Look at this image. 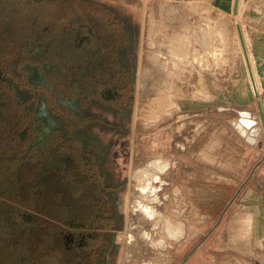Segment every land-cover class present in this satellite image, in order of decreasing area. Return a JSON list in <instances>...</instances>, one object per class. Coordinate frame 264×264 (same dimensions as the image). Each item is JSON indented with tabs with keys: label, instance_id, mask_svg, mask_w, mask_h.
<instances>
[{
	"label": "rangeland",
	"instance_id": "1",
	"mask_svg": "<svg viewBox=\"0 0 264 264\" xmlns=\"http://www.w3.org/2000/svg\"><path fill=\"white\" fill-rule=\"evenodd\" d=\"M22 1L49 3L55 17L66 10L75 13L78 6L114 10L134 33V45L123 50V60L135 85L131 104L123 111L91 99L78 116L81 124L75 127L71 123L74 116L59 106L54 95L58 68L65 85L63 95L75 98L81 93L73 84L77 62L71 60L75 48L67 44V27L49 24L32 39L28 58L35 50L40 51L39 64H48L42 69L47 85L29 82L28 71L22 70L16 57L0 56L2 77L24 90L21 93L17 89L25 96L26 112H34L46 124L42 127L45 133L37 131L32 144L33 133L27 132L29 143L24 154L20 150L23 157L19 165L7 174V168L0 164V264H12L17 250L6 246L22 245L24 219L35 217L62 228L55 243L63 248L64 255L67 253L68 263L72 262L69 254L78 247L71 243L67 249L62 230L66 234H96L90 238L89 247L81 250L83 258L94 254V264H264V121L258 104L264 113V60L260 67L256 58L257 48L264 56V0H240L236 16L232 0ZM176 15L183 24L181 38L173 31ZM167 17L170 25L173 23L171 39L164 23ZM236 20L244 26L254 61L257 94L247 75ZM182 48L188 54H183ZM153 55H157L154 61ZM31 64L27 61L25 65ZM228 67L235 70L232 80L219 84V74L227 76ZM81 71L84 77L85 70ZM159 82L173 85L175 99L168 115L152 119L148 116L149 100L156 97L154 86ZM4 98L0 95V119L5 117L0 123L1 137L3 129H12V124L4 123L8 118L5 104L1 105ZM244 118L252 119V124L247 126ZM18 132L19 128H14L16 144L21 142ZM74 143L75 150L68 154L65 144ZM35 146L41 148L39 155ZM3 154L6 160L13 155L9 150ZM249 157L253 162L248 163ZM98 170L108 174L111 187L106 192L95 184ZM2 171L9 186L2 179ZM145 177L150 181L144 184L156 192L153 196L149 190H139ZM138 185L141 187L137 189ZM137 195L150 205L153 215L137 210L136 205L133 208L137 212L130 208ZM155 202L159 204L156 207ZM96 211L106 217L105 221H86L88 226H82L83 215ZM138 215L145 216L146 222ZM170 227L178 233L171 235ZM143 230L147 239L142 238ZM129 232L133 242L128 241ZM140 240L143 243H138ZM31 249L34 252V247ZM20 258L21 264L25 263L22 255Z\"/></svg>",
	"mask_w": 264,
	"mask_h": 264
},
{
	"label": "flooded vegetation",
	"instance_id": "2",
	"mask_svg": "<svg viewBox=\"0 0 264 264\" xmlns=\"http://www.w3.org/2000/svg\"><path fill=\"white\" fill-rule=\"evenodd\" d=\"M87 8H90L94 13H91V15H89V13L88 15H84L86 19L82 17V14L77 15L74 13L64 26L65 28L67 27L69 33L67 44L75 48L71 55V60L77 62L74 63L75 69L72 72L74 76L76 75L78 77L73 79L74 88L78 87L81 93L75 98H72V96L65 97L63 95L65 85L60 81V68L56 70L58 80L54 87L55 101L58 102L60 107H65L66 110L74 116V120H72L71 123L75 127L81 124V119L78 116H80L82 110L91 99H96L104 105H109L117 112L123 111L131 104V97L135 85V80H133L130 68L123 60V50L134 45L133 31L124 24L122 19L117 17L114 10L109 8L105 9L106 7L102 10H97L92 5ZM97 15L102 19L101 21L95 18ZM88 16L90 17L88 18ZM103 22L105 26L110 27L105 28L102 25ZM39 52L38 49L35 50L32 56L31 61L34 64L25 65L27 61H24L22 56H18L17 60L22 65V70L26 69L28 71L29 82L47 85L44 80L42 69L48 67V64H39L41 58ZM57 55L62 56V52H58ZM79 62H81V64H78ZM23 63H25V66ZM81 70H85L84 77H82ZM17 89L20 91L21 87L11 85L2 77V72L0 71V95L7 98L8 93L11 92L13 95L12 100L14 101V103L9 104L6 100H3L1 104H5L7 108L8 118L4 123H7L8 126L12 124V129L11 127L6 130L3 129L5 134L1 133L3 135L2 137L0 136V158H2L0 159V164L5 169L7 168V174L9 173V169L13 168L16 164L19 165L22 161L21 158L23 156H20V152L23 151L24 154L29 143L28 139L25 138L27 132L31 130V133H33L32 139H30V144H32L35 142L37 131L45 133L42 127H46L45 123L35 117L34 112L33 114L30 111L26 112L25 96L21 94L24 90H21V93H19ZM17 97H20L21 101L16 100ZM9 107L12 109H9ZM4 118L5 117H2V120L0 119V123L3 122ZM52 120L55 121L53 118ZM17 127L19 128L18 137L21 139V142L16 144L14 139L17 138V136L14 133V128ZM9 138L12 140L11 145L9 144L11 141ZM75 145V143L74 145L65 144L64 148L68 149L67 153L69 154L72 149L75 150V147H73ZM33 148H36L37 155L41 153L40 147L35 146ZM7 150L12 152L13 155L6 160L3 152ZM96 173V178L94 179L95 184L98 185L103 192H106L107 188L109 186L111 187L109 178H106L108 174L103 170H98ZM4 175L5 173L2 171V179H4L3 181L9 186V179L4 178ZM111 196L115 197L113 194H111ZM105 197L106 196L103 197L101 195L98 196V198L101 199ZM83 219L85 223H83L82 226H88L90 221L96 222L99 219L102 220L99 222H104L106 217H104V215L102 216L99 211H96L91 215L84 214ZM110 220L113 222L112 219ZM71 225L73 226L72 223ZM62 234H64L66 238L65 246L67 249H69L71 243H73L72 246H76V249L78 247V249H80L79 251L89 247L88 243L90 238L96 236L95 233H87L86 231H71L66 234L62 230Z\"/></svg>",
	"mask_w": 264,
	"mask_h": 264
},
{
	"label": "trees",
	"instance_id": "3",
	"mask_svg": "<svg viewBox=\"0 0 264 264\" xmlns=\"http://www.w3.org/2000/svg\"><path fill=\"white\" fill-rule=\"evenodd\" d=\"M51 8L49 3L44 2H37L33 5L22 0H0V56L7 59L22 56L24 61H31L32 57L28 58V56L32 39L37 37L40 30L48 29L49 24L54 25L55 28H62L74 14L72 11L66 10L61 17H55V12ZM76 9L78 10L75 14L88 15L89 13L91 15L94 13L87 7L82 9L78 6ZM95 18L102 20L99 15ZM102 25L105 28L110 27L105 26L104 22ZM12 97V93L9 92L7 98L4 99L9 104L14 103ZM24 226L26 229L23 230L22 245L6 246L14 252L17 250L15 253L18 254V257L13 253L12 264H21V255L25 260L23 264H94L91 260L93 253L89 257L83 258V252L79 250H72V253L69 254L72 262L65 261L67 253L64 255L63 248L58 247L55 243L56 236L62 229L57 223L35 217L33 220L24 219ZM31 247H34V252Z\"/></svg>",
	"mask_w": 264,
	"mask_h": 264
},
{
	"label": "bare ground",
	"instance_id": "4",
	"mask_svg": "<svg viewBox=\"0 0 264 264\" xmlns=\"http://www.w3.org/2000/svg\"><path fill=\"white\" fill-rule=\"evenodd\" d=\"M239 1V0H238ZM234 2H235V0H234ZM238 5V4H237ZM237 10H238V8H237ZM234 12H235V7H234ZM235 13H237V12H235ZM236 23H238V21L236 20ZM239 26H240V24H238V34H239V39H240V41L242 42V46H243V50L245 49V47H244V45L246 46V49H247V45H246V41H245V35L243 34V26L241 27L240 26V28H239ZM242 32V38H243V41H244V43H243V41H242V39H241V33ZM183 49V48H182ZM184 50V49H183ZM183 52V51H182ZM188 52L189 51H187V50H184V53L183 54H188ZM247 53H248V58L250 59V64H251V67H252V73L250 72V69H249V63H248V59H246V56H245V51H244V53H243V59H244V62H245V65H246V68H247V74H248V76H249V74H250V76L252 77V78H254L255 77V72H254V61H253V59H252V56H251V53H250V51H248V49H247ZM157 56V55H156ZM155 56V58H154V55H153V58L151 57V59H152V61H154V60H156L157 59V57ZM196 57V56H195ZM194 57V58H195ZM154 59V60H153ZM254 74V75H253ZM147 76V74L144 76V77H146ZM254 76V77H253ZM255 81H256V83H255V81H253V84H254V86H253V88L255 89V85L257 84V86H258V81H257V78L255 77V79H254ZM154 88L156 89V91L158 92L157 93V95H156V97L155 98H152V99H150L149 100V106H150V109H151V111H150V114L148 115V116H150V118H152V119H155V118H160V116H166V115H168V108L170 107H172L173 106V104H174V95H173V93H172V89H173V85H171L170 83H167V82H159V84H157L156 86H154ZM253 89V90H254ZM155 91V90H154ZM155 93V92H154ZM147 110H148V108H147ZM146 112V111H145ZM146 115L148 114V113H145ZM248 114V113H247ZM247 116V115H246ZM147 117V116H146ZM249 118V117H248ZM251 118V117H250ZM145 119V118H144ZM243 121L245 122V124L247 125V126H250L251 124H252V122H253V120L252 119H247V118H244L243 119ZM245 125H243V127H244ZM246 127V126H245ZM249 129V128H248ZM213 147V146H212ZM206 155H207V153H206ZM211 158V157H210ZM161 159V158H160ZM155 160H156V158H155ZM157 160H158V158H157ZM212 160H213V158H212ZM164 162H165V160H163ZM162 161V162H163ZM162 162H160V163H162ZM146 164V163H145ZM165 166H166V164H164ZM168 165V164H167ZM155 166H157V165H155ZM165 166H164V168H165ZM138 167V166H137ZM142 167V166H141ZM148 167V166H147ZM154 167V166H153ZM162 167H163V165H162ZM168 167V166H167ZM166 167V168H167ZM145 168V167H144ZM157 168L159 169V168H161V166L160 165H158L157 166ZM165 168V169H166ZM141 169V168H140ZM158 169H155L156 171L158 170ZM169 169V168H168ZM146 170V172H147V168L145 169ZM144 170V171H145ZM135 171V170H134ZM143 171V172H144ZM156 171H153V172H155L156 173ZM162 171V170H161ZM164 171V170H163ZM167 171V170H166ZM139 172V171H138ZM152 172V173H153ZM142 173V172H141ZM148 174H149V169H148V172H147ZM146 173V174H147ZM163 175H164V172H161ZM167 173V172H166ZM145 174V175H146ZM136 176H137V174H135ZM139 175V174H138ZM155 175V174H154ZM157 175V174H156ZM147 176V175H146ZM168 176H169V174H168ZM168 176H167V178H168ZM134 177V176H133ZM138 177V176H137ZM144 177V176H143ZM164 177H166V176H164ZM163 176H162V179L164 178ZM146 178V177H145ZM152 178V177H151ZM154 179V178H153ZM155 179H156V177H155ZM159 179H161V178H159ZM166 179V178H165ZM135 180V179H134ZM144 180V182H143V184L144 183H148L147 181H150V180H147V178L146 179H143ZM147 180V181H146ZM153 181V180H152ZM136 182V181H135ZM157 182V181H156ZM159 182H161V181H159ZM165 182V181H164ZM138 183V182H137ZM142 183V182H141ZM155 183V182H154ZM140 184V183H139ZM135 186V185H134ZM139 186V187H138ZM137 186V189L138 188H140L141 186L140 185H138ZM163 186V185H162ZM133 187V186H132ZM159 188H163V187H160V184H159ZM134 189V188H133ZM151 188L149 187V184H144L142 187H141V189H139V190H144V191H146L147 192V190H149L148 192H152V194H151V196H153V193H154V195H155V193L156 192H154L155 190L154 189H152V190H150ZM136 190V189H135ZM138 190V191H139ZM158 190V189H157ZM137 191V192H138ZM159 192V191H158ZM137 194V193H136ZM138 194H139V192H138ZM149 194V193H148ZM140 195V194H139ZM150 195V194H149ZM149 195H147L148 197V199H150V200H152L151 199V196H149ZM133 196V195H132ZM138 196V195H137ZM134 196V200H133V204H131L132 206H130V208L131 209H134L136 212H137V210L140 208V210H142L144 213H148L149 215V217L151 216V215H153V212H151V208L149 207L150 205L149 204H147V202H145V201H142L141 200V198L138 196ZM131 197V196H130ZM157 197V196H156ZM146 198V197H145ZM146 198V199H147ZM130 199V198H129ZM145 199V200H146ZM154 199H155V197H154ZM153 199V200H154ZM156 200V199H155ZM132 201V200H131ZM148 201V200H147ZM145 202V203H144ZM129 203V202H128ZM161 204H162V202H160ZM158 204V203H157ZM157 204H156V202H155V207L157 206ZM129 205V204H128ZM136 205V206H135ZM149 205V206H148ZM159 205V204H158ZM135 206V208H137V210L135 209V208H133ZM154 207V208H155ZM157 209V208H156ZM156 209H155V213H156ZM158 210V209H157ZM139 212H141V211H139ZM160 213V212H159ZM158 213V214H159ZM141 214V213H140ZM158 214H157V217H158ZM143 215V214H142ZM142 215L140 216V215H138V216H140L139 218H141L142 217ZM156 215V214H155ZM143 218V217H142ZM141 218V221L144 219V218H146L145 216H144V218L142 219ZM153 218V217H152ZM147 219V218H146ZM158 219H159V217H158ZM157 219V220H158ZM161 219V218H160ZM159 219V220H160ZM145 220V219H144ZM143 220V221H144ZM152 220V219H151ZM150 220V221H151ZM154 220V219H153ZM156 220V219H155ZM142 221V222H143ZM149 221V222H150ZM140 222V221H139ZM145 222H146V220H145ZM145 222H144V225H145ZM158 222H160V221H158ZM174 222V221H173ZM148 223V222H147ZM153 223V222H152ZM156 223V222H155ZM140 224V223H139ZM159 224V223H158ZM157 224V225H158ZM161 224V223H160ZM138 225V224H137ZM143 225V226H144ZM181 226V225H180ZM146 227H147V225H146ZM133 228V227H132ZM144 228H145V226H144ZM150 229V228H149ZM149 229H147V230H149ZM152 229V228H151ZM156 229H157V227H156ZM130 230V229H129ZM152 230H154V229H152ZM151 230V231H152ZM144 231V230H143ZM150 231V230H149ZM156 231V230H155ZM141 232V231H140ZM178 233V231L174 228V227H170V233H171V235H175V233ZM128 233V232H127ZM156 233H158V231L156 232ZM150 234V233H149ZM137 236V235H136ZM140 236H141V234H140ZM151 236V235H150ZM154 237L153 238H156L155 237V235H153ZM126 237V236H125ZM144 237H146V239H147V237H148V234H147V232L146 231H144V233H143V235H142V238L144 239ZM128 241L130 242L131 241V239L133 238V233L132 232H129V234H128ZM141 238V239H142ZM134 240L136 241H134L135 243H137V241L138 240H136V238H134ZM153 240V239H152ZM157 240V239H156ZM161 240H162V238H161ZM160 240V241H161ZM141 241H144V240H140L138 243H143V242H141ZM163 241V240H162ZM132 242H133V239H132ZM149 242V241H148ZM150 242H151V239H150ZM144 243H146V242H144ZM154 243V242H153ZM131 244V243H130ZM134 244V243H133ZM137 245V244H136ZM136 245H134V247H136ZM149 245H152V244H149ZM143 246V245H142ZM147 246H148V243H147ZM147 246H145V248H147ZM154 247V246H153ZM148 249V248H147ZM151 249H152V247H151ZM154 249V248H153ZM150 250V249H149ZM158 250H159V246H158ZM151 251V250H150ZM153 251V250H152ZM143 252H145V251H143ZM148 252V251H147ZM155 252V251H154ZM157 253H158V251H156ZM144 254V253H143ZM144 264H145V262H144ZM146 264H150V263H148V262H146ZM152 264V263H151Z\"/></svg>",
	"mask_w": 264,
	"mask_h": 264
},
{
	"label": "crops",
	"instance_id": "5",
	"mask_svg": "<svg viewBox=\"0 0 264 264\" xmlns=\"http://www.w3.org/2000/svg\"><path fill=\"white\" fill-rule=\"evenodd\" d=\"M216 2H217V0H215ZM223 0H221V2H222ZM227 1V0H226ZM225 0H224V2H226ZM220 2V4H222ZM232 12H233V14L236 16V15H238L239 14V9H240V0L238 1V10H237V13H235L234 12V7H235V5H234V0H232ZM170 7V6H169ZM169 15V14H168ZM176 22H177V24H176V26L174 25V27H173V31H174V33H175V36L178 34V38H181V37H183L184 35H183V24L182 23H180V22H182V21H179L180 20V16L179 15H176ZM170 19H168V17L167 18H165L164 19V23L166 24L167 23V25H168V28H166L167 30H166V32L168 31V33H169V36H170V32H172V25H173V23H172V25H170V21H169ZM263 20H264V16H263ZM236 23V22H235ZM237 24V26H238V24H240V26L242 27L243 25H242V23H240L239 21H238V23H236ZM165 30V29H164ZM238 30V29H237ZM243 34L245 35V33H244V26H243ZM170 39H171V36H170ZM247 45V44H246ZM247 49H248V47H247ZM249 51V50H248ZM256 52H257V54H256V58L257 59H259V63H258V65L261 67V65H262V62H263V60H264V56H262L261 54H262V50L261 49H259V48H257V50H256ZM251 53V52H250ZM254 65V64H253ZM225 70H227V72H228V75L226 76V75H224V77L222 78V76H221V74H219V76H218V78H219V81H218V83L219 84H223V81H225L226 79H229L230 81L232 80V77H233V73L235 72V70L234 71H232L231 70V67H228V68H226ZM232 71V72H231ZM254 72H255V77H256V71H255V67H254ZM232 74V75H231ZM248 75V74H247ZM254 75V74H253ZM249 79H250V81H251V84H252V90L254 89L253 88V86H254V84H253V81H255L254 79H255V77L254 78H252L251 76H250V74H249ZM257 78V77H256ZM257 81H258V78H257ZM255 83H256V81H255ZM257 83H259V82H257ZM256 87H257V90L259 89V84H258V86H257V84H256ZM253 92H255L254 90H253ZM263 129H264V127H263ZM253 147V145L252 146H250V148H252ZM249 162H253L252 161V158L251 157H249V159H248V163ZM252 164V163H251ZM243 263H245V262H243Z\"/></svg>",
	"mask_w": 264,
	"mask_h": 264
},
{
	"label": "water",
	"instance_id": "6",
	"mask_svg": "<svg viewBox=\"0 0 264 264\" xmlns=\"http://www.w3.org/2000/svg\"><path fill=\"white\" fill-rule=\"evenodd\" d=\"M237 4H238V0H235V2H234V5H235V12H237V8H238V5H237ZM239 28H240V26H239ZM240 34H241V39H242V41H243V38H242V32H241ZM243 43H244V41H243ZM244 47H245V49H244V51H245V56H246V59H248L249 69H250V72L252 73V67H251V64H250V59L248 58L247 49H246V46H245V45H244ZM254 91H255V94H257L258 90H257L256 85H255V89H254ZM258 104H259V108H260V114L262 115V118H263V121H264V113H263L262 105H261L260 102H259Z\"/></svg>",
	"mask_w": 264,
	"mask_h": 264
}]
</instances>
